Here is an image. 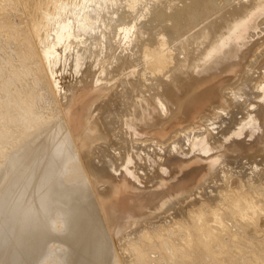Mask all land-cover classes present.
Wrapping results in <instances>:
<instances>
[{
	"label": "bare ground",
	"instance_id": "1",
	"mask_svg": "<svg viewBox=\"0 0 264 264\" xmlns=\"http://www.w3.org/2000/svg\"><path fill=\"white\" fill-rule=\"evenodd\" d=\"M43 3L0 68V264H264V0Z\"/></svg>",
	"mask_w": 264,
	"mask_h": 264
},
{
	"label": "rangeland",
	"instance_id": "2",
	"mask_svg": "<svg viewBox=\"0 0 264 264\" xmlns=\"http://www.w3.org/2000/svg\"><path fill=\"white\" fill-rule=\"evenodd\" d=\"M43 0H0V68L2 62L7 60L6 66L11 70H19L20 59L23 58L27 64H33L30 58L31 44L33 49L39 54L41 45L35 40V29L33 19L36 16L43 17V11L39 8ZM41 7V6H40ZM52 8V6H50ZM39 19V17H38ZM42 19V18H40ZM43 20V19H42ZM46 22V20H45ZM46 24V23H45ZM51 24L44 25L45 35L50 37ZM47 38V39H48ZM50 40V39H49ZM47 40L46 44H49ZM10 43L18 44L17 47H10ZM15 61L16 65L13 64ZM260 77V76H259ZM73 146L70 150L72 160L77 158L78 150Z\"/></svg>",
	"mask_w": 264,
	"mask_h": 264
}]
</instances>
